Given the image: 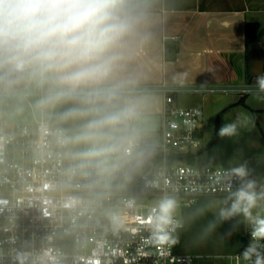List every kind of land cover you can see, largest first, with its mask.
<instances>
[{
    "label": "built area",
    "instance_id": "2783aa9c",
    "mask_svg": "<svg viewBox=\"0 0 264 264\" xmlns=\"http://www.w3.org/2000/svg\"><path fill=\"white\" fill-rule=\"evenodd\" d=\"M248 87L161 86V143L128 139L109 158L118 161L112 166L82 157L85 146L66 141L69 133L51 117L0 127V264H19L20 253L25 264H194L200 257L152 238L149 210L166 195L177 200V209L192 208L201 198L228 196V181L219 173L229 167L180 158L201 150L203 113L181 107L178 96L244 94L250 93ZM27 95L32 93L0 88V98ZM231 184L235 190L240 181ZM114 213L121 218L119 226ZM174 219L179 226L170 233L172 240L185 226L177 212ZM227 258L251 264L241 254Z\"/></svg>",
    "mask_w": 264,
    "mask_h": 264
},
{
    "label": "clouds",
    "instance_id": "9594fccd",
    "mask_svg": "<svg viewBox=\"0 0 264 264\" xmlns=\"http://www.w3.org/2000/svg\"><path fill=\"white\" fill-rule=\"evenodd\" d=\"M137 23L135 0H0V83L39 89V108L70 104L60 117L80 124L65 140L84 145L82 157L104 163L143 124V102L126 97L128 82L117 77ZM246 91L264 93V74ZM224 121L217 135L238 137L239 119ZM251 173L247 161L220 171L229 195L218 216L221 221L244 217L250 242L242 259L264 264V216L253 211L264 201V185L257 191ZM233 179L240 181L235 190ZM177 207V200L166 195L149 210L147 223L157 243H175L170 233L179 226ZM112 220L121 223L118 213ZM17 260L25 264L26 255L18 254Z\"/></svg>",
    "mask_w": 264,
    "mask_h": 264
},
{
    "label": "crops",
    "instance_id": "0c3cea01",
    "mask_svg": "<svg viewBox=\"0 0 264 264\" xmlns=\"http://www.w3.org/2000/svg\"><path fill=\"white\" fill-rule=\"evenodd\" d=\"M135 14L138 23L117 70V77L128 82L126 90L158 95L164 106L159 90L163 85L245 87L254 85L255 77L264 74V0H135ZM249 22L257 23L261 33L255 42L246 35ZM255 43L260 49L253 58ZM5 85L0 83L2 89ZM15 87L29 92L31 86ZM29 93L39 95L40 91ZM192 96L198 102L187 106H197L203 113L202 147L193 164L230 167L247 161L250 178L257 181L256 190L260 191L264 185V93ZM226 116L229 121L239 119L238 137L217 135Z\"/></svg>",
    "mask_w": 264,
    "mask_h": 264
},
{
    "label": "rangeland",
    "instance_id": "374dc122",
    "mask_svg": "<svg viewBox=\"0 0 264 264\" xmlns=\"http://www.w3.org/2000/svg\"><path fill=\"white\" fill-rule=\"evenodd\" d=\"M4 89L18 90L15 85H9L8 83H6ZM28 91L35 92L40 90L35 87H30ZM125 96L139 98L143 102L142 115H145L144 113H147V111L157 114H161L163 112V103L161 97L158 95L127 92L125 93ZM39 98L40 96L35 94L27 95L22 98H0V127L11 126L14 124L32 123L34 119H39L42 115L45 119L54 116L55 120L66 125L69 131V136L72 135L79 127L80 122L62 120L60 117V114L70 107L69 104L59 105L55 108H39L37 107V101ZM178 99L181 103V107L184 108H188L189 106L187 105H191L192 102L195 104L198 102L196 97L189 94L179 95ZM190 107L199 108L197 106ZM129 139L138 140L142 144L148 143L158 146L161 143V134L159 132L135 133V135L131 136ZM72 143L75 146H82V144ZM114 162L118 161L107 159L103 164L112 166ZM226 197L228 196L213 197L210 199L208 202V209L217 221L215 223L207 221L201 224L197 232L190 233L185 241L189 248L183 252L200 257L195 259V262L197 263L203 262L205 264L212 262L214 264H227L228 262L224 261L223 258H227V256L232 255V253H230L231 247L232 245H235L236 241L234 237L237 236L242 238L247 244L250 242V227L242 215L233 217L227 221H221L219 219L218 212L221 207L225 206L224 200ZM190 211H192V208L177 209L176 212L182 217V220L186 222V220H188L186 215H188ZM253 211L254 214L259 213L264 216V204L260 202L258 207ZM241 263L244 264L243 262Z\"/></svg>",
    "mask_w": 264,
    "mask_h": 264
},
{
    "label": "trees",
    "instance_id": "16d2710c",
    "mask_svg": "<svg viewBox=\"0 0 264 264\" xmlns=\"http://www.w3.org/2000/svg\"><path fill=\"white\" fill-rule=\"evenodd\" d=\"M260 34L261 33L258 34L256 40H249V41L250 42L257 41ZM240 103H242V100H240ZM69 106L71 107L70 104ZM51 121L53 125H58L60 127H63L66 130L68 129L65 124L55 120L54 116H52ZM122 134L125 135L126 133H120V132L116 133V135H122ZM146 153H147L146 156H148L150 151L148 150ZM195 157H196L195 154H188L180 158H182L188 163L193 164ZM210 199L211 198H205V200L202 203H198L195 206H193L192 211H190L188 215H186L188 220H186L184 228L179 233H177L174 237V240H175L174 244H175L176 252L185 253L183 251L189 248L187 243L185 242L187 240V237L189 236L190 233L197 232L201 224L207 221L212 222V223H215L217 221V219L214 216H212V214L209 212V209H208V202L210 201ZM234 238L236 240L235 245H232L230 253L232 254L242 253L243 249L247 246V243L245 242V240H243L240 237L236 236ZM205 264H212V262H208Z\"/></svg>",
    "mask_w": 264,
    "mask_h": 264
},
{
    "label": "water",
    "instance_id": "95a60500",
    "mask_svg": "<svg viewBox=\"0 0 264 264\" xmlns=\"http://www.w3.org/2000/svg\"><path fill=\"white\" fill-rule=\"evenodd\" d=\"M247 38L250 40H256L258 36V24L255 22H249L246 28ZM260 47L258 43L253 44L251 48L252 57H256L257 50ZM161 129V115H143V124L140 126L139 130L136 133H158Z\"/></svg>",
    "mask_w": 264,
    "mask_h": 264
}]
</instances>
